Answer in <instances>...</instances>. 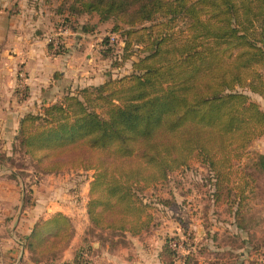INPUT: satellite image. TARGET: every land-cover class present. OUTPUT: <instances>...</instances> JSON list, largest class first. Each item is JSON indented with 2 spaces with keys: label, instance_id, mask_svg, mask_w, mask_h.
<instances>
[{
  "label": "trees",
  "instance_id": "trees-1",
  "mask_svg": "<svg viewBox=\"0 0 264 264\" xmlns=\"http://www.w3.org/2000/svg\"><path fill=\"white\" fill-rule=\"evenodd\" d=\"M55 15L63 22L81 16L113 22L122 61L111 55L107 39L108 49L100 53L115 68L130 59L133 47L144 56L126 76L66 92L24 115L12 152L34 161L41 176L93 170L85 206L91 227L132 237L148 232L153 221L146 192L197 162L208 175L210 199L225 204L237 229H244V187L252 176L241 159L264 136V111L250 97L264 102V0H63ZM78 28L91 34L95 27L71 30ZM173 68L192 75H172ZM31 191L24 185L23 207L30 205ZM157 202L169 208V201ZM73 237L69 219L55 213L21 240L30 263L56 264ZM237 238L226 242L232 246ZM171 240H164V264L175 263ZM240 244L229 249L255 248ZM82 255L76 251L63 264H82Z\"/></svg>",
  "mask_w": 264,
  "mask_h": 264
},
{
  "label": "crops",
  "instance_id": "crops-1",
  "mask_svg": "<svg viewBox=\"0 0 264 264\" xmlns=\"http://www.w3.org/2000/svg\"><path fill=\"white\" fill-rule=\"evenodd\" d=\"M41 3L45 12L44 0H0V156H11L19 121L24 115L40 112L42 107L55 103L66 92L73 94L85 87L101 85L110 76L115 78L118 74H115L112 62L98 52L100 58L97 57L99 64L96 66H92L89 53H84L82 61L83 51L90 45L84 39L90 36L82 33L80 28L67 30L74 40L67 38L65 54H49L46 39L39 36L38 14H42V10H35V5L40 9ZM262 74L264 81V69ZM259 99L264 111V102ZM252 144L264 160V136ZM11 175L16 176L13 170L0 163V264H32L21 239L30 233L37 221L46 220L55 213L65 215L74 229V237L58 263L70 262L76 250L81 248L94 264H164L161 260L164 242L157 235L160 233L151 235L148 231L132 237L93 229L86 217L87 191L83 201V222L76 221L78 213L72 211L71 204L65 202L60 206L56 204L58 200L37 195V186L32 188L30 205L23 208L22 182ZM78 207L82 208V203ZM82 223L84 229L78 232L77 226ZM230 225L233 233L229 236L238 234L241 240L249 239L245 224L244 229L239 230L234 220ZM86 226L93 234L91 237L85 234ZM256 247L219 251L227 257L233 256L226 259V264H264L259 258L264 257V247L262 250Z\"/></svg>",
  "mask_w": 264,
  "mask_h": 264
},
{
  "label": "rangeland",
  "instance_id": "rangeland-1",
  "mask_svg": "<svg viewBox=\"0 0 264 264\" xmlns=\"http://www.w3.org/2000/svg\"><path fill=\"white\" fill-rule=\"evenodd\" d=\"M62 1L51 0L50 5L44 3L46 5L44 7L45 12H43L42 3L40 9L38 8L39 5L34 6L35 10H39L38 12L42 10V14H38L39 36L42 39H46L45 42L49 54L54 56L65 54V51H67L65 48L66 40L72 38L67 30H71L77 25L87 24L89 27L94 26L95 28L93 33L88 34L90 38L84 39L86 43L89 42L92 45L86 46V51H83L81 56L82 61L84 60V53H89L92 55L90 59L92 66L99 64L97 63V57L100 58V56L97 52L100 53V51H107L108 49L106 48L105 39L108 40L109 45L113 44L111 55H114L117 61H122V41L117 35L118 33L110 32L113 22L99 24L96 16L74 17V19L71 18L69 21L63 22V17L55 15V11L59 8ZM179 31L173 32L178 34ZM176 37L177 35H174L172 39L175 40ZM48 39L55 41L57 44L56 49H53L52 46L50 49L51 44H49ZM131 51L132 56L130 59L127 62L124 61L122 63L123 66L120 68L114 69L115 74L118 73L114 75L115 78L128 75L131 72L132 62L144 56L140 48L133 47ZM57 52L61 53L56 54ZM176 73L177 75H192V73L189 74L188 70L181 68L176 70V68H173L171 74L175 75ZM250 97L252 100L260 102L259 97L257 98L255 95H250ZM247 151V155H243L241 159L243 162L241 168H243L245 173H250L252 177L246 179V187H244V224L247 229L245 230L250 235L247 242H250L253 247L259 245L256 248L259 247L262 250V247H264V163L263 161L259 162V153L254 144H251ZM2 163L15 173L20 174L19 180L23 185V193L24 185L27 186V189L37 186V195H44L50 197L51 200H58L56 204H61L60 206L65 202L69 203V205L71 204L72 211H77L78 213L77 217H75L76 221H84L83 201L86 191L88 193V183L94 173L93 170L78 171L67 169L59 174L41 176L37 175V164L34 161L26 160L17 151L12 152L8 158L4 157ZM196 163L192 162L187 169L184 168L172 173L163 187H159L153 192H146L147 200L151 202L152 210L150 213L153 219L148 233H151V235L152 233H160L157 235L161 241L172 239L169 244L177 243L179 245L178 252L170 248L175 253V262L184 264L186 257L188 255L193 256L192 253H194L195 255L188 264L224 263L227 255L221 251L226 248H239L241 240L237 238L235 243H232V246L226 242L227 237L234 236V234L229 236L230 233H233L232 225H230L233 218L226 212L227 207L225 204H216L210 199L211 190L208 185V175L204 168ZM232 184L234 185L235 182ZM72 191H76L75 194H72ZM32 192L33 190L31 191V198H33ZM158 199L169 201V208L165 210L163 206H159L157 204ZM79 203H82V208L78 207ZM83 226V223L79 227L77 226L78 232L83 231ZM85 234L87 237L93 235L87 226ZM84 240L86 241V238ZM199 249H201L200 255L196 254ZM79 250L81 248L76 251ZM213 251L219 254H213ZM84 258L92 262L86 254H84ZM259 258L260 261H264V257Z\"/></svg>",
  "mask_w": 264,
  "mask_h": 264
},
{
  "label": "built area",
  "instance_id": "built-area-1",
  "mask_svg": "<svg viewBox=\"0 0 264 264\" xmlns=\"http://www.w3.org/2000/svg\"><path fill=\"white\" fill-rule=\"evenodd\" d=\"M49 44H51L53 49L57 48V44L53 39H48ZM169 248L173 249L174 251L178 252L179 245L177 243H171L169 244ZM82 259H85L82 264H94L93 262L88 261L86 258H84V255H82ZM56 264H63V263H56Z\"/></svg>",
  "mask_w": 264,
  "mask_h": 264
}]
</instances>
